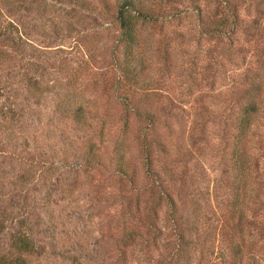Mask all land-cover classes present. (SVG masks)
Returning <instances> with one entry per match:
<instances>
[{"label": "rangeland", "instance_id": "374dc122", "mask_svg": "<svg viewBox=\"0 0 264 264\" xmlns=\"http://www.w3.org/2000/svg\"><path fill=\"white\" fill-rule=\"evenodd\" d=\"M143 1L132 43L115 0L1 5L20 56L0 70V253L23 234L24 264H264V0H233L238 23L220 33L207 29L219 0ZM247 102L260 107L241 136ZM141 111L156 117L154 165L176 210L175 222L161 200L155 240ZM91 150L100 167L85 166ZM241 188L255 189L243 206L255 225L228 217ZM131 227L141 236L123 241Z\"/></svg>", "mask_w": 264, "mask_h": 264}, {"label": "trees", "instance_id": "16d2710c", "mask_svg": "<svg viewBox=\"0 0 264 264\" xmlns=\"http://www.w3.org/2000/svg\"><path fill=\"white\" fill-rule=\"evenodd\" d=\"M116 6L114 9V18L118 24V26L121 29L123 40L129 43L134 42V39L136 37V24L138 18H148V10H146L144 6L143 0H115ZM220 4L225 8L222 11H219L218 17L214 24H209L207 29H209V32L212 33H220L223 32L224 29H233L234 25L238 23V13H237V6L233 5V0H219ZM7 0H0V17L4 14V9L1 5H7ZM12 7V5H11ZM16 57L18 58L20 56V51L12 42L9 41V38L4 35V33L0 32V70L2 69V66L4 65L3 61L5 57ZM13 67V66H12ZM129 68V67H128ZM132 76L131 78L134 79V73L129 69ZM124 104L127 108H132L130 105V102L128 99L125 98ZM260 106H257L253 102H247L243 106V113L240 118H238V129L239 134L241 136H244L248 133L250 129V123H251V117L252 113L255 115L257 113V108ZM77 109H75L73 112H76ZM140 115L142 117V120L144 121V125L142 129L138 133V137L141 141V150L143 155V163L145 168V174L147 178L149 179V182L151 184L152 188H155L156 194L155 197H153L152 201L148 205V216L146 221V230L150 231V238L149 240H155L156 235L159 234V229L157 227L155 218L158 207L161 205V200L166 199L169 203V214L171 217V220L176 222V214H175V208L173 207L172 203V197L170 193L167 192L164 185L162 184L159 173L156 170V167L154 165V148L153 145H159V149L163 151V147H161L160 139L152 137V130L154 129V124L156 122V117L148 111H141ZM125 126L127 124V118L124 120ZM238 157L240 158V151H237ZM242 160V159H240ZM239 175L241 173V166L242 161L239 163ZM101 162L97 155L93 154L92 150L90 151L89 155L85 158V166L89 169L100 167ZM119 174V177L126 179L130 184L133 183V178L130 176L126 169L123 166L116 167L114 169ZM239 178L238 176H236ZM243 176L240 175V178L242 179ZM242 191V188L240 190H237L235 193L234 198L231 200V208L230 212L228 214V217H231V219H234L236 224L244 225L248 223L249 225H255L256 223L253 221V219H247L245 211L243 209L244 205H247V203L251 200H254V196L256 195L255 189L251 190L250 192H240ZM249 193V194H248ZM138 194V193H137ZM249 195V196H248ZM164 197V198H163ZM250 199V200H249ZM175 225V223H174ZM158 232V233H157ZM177 235L181 238L182 233L176 232ZM141 236V232L137 230L136 228L131 227L130 229H127L122 233L121 239L123 241H132L136 237ZM241 244L235 242V244H232V250L236 256L237 251H241L242 247L240 248ZM35 252V247L33 243L28 240L23 234L17 235L10 243V248L7 253H0V264H24L26 261V258L28 256L32 255ZM233 254V255H234ZM239 255V252H238ZM5 258V260L3 259Z\"/></svg>", "mask_w": 264, "mask_h": 264}]
</instances>
